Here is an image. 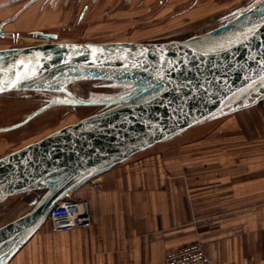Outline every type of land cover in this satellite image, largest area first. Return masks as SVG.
I'll return each mask as SVG.
<instances>
[{"label": "water", "instance_id": "water-1", "mask_svg": "<svg viewBox=\"0 0 264 264\" xmlns=\"http://www.w3.org/2000/svg\"><path fill=\"white\" fill-rule=\"evenodd\" d=\"M34 34L49 43L0 49V95L55 91L84 81L132 92L0 158V204L42 192L27 213L0 226V264L37 232L55 204L90 179L193 127L264 101V0L184 40L78 43L59 42L55 33Z\"/></svg>", "mask_w": 264, "mask_h": 264}, {"label": "crops", "instance_id": "crops-1", "mask_svg": "<svg viewBox=\"0 0 264 264\" xmlns=\"http://www.w3.org/2000/svg\"><path fill=\"white\" fill-rule=\"evenodd\" d=\"M226 116L225 148L206 139L198 161L188 147L107 171L73 194L90 229L42 225L5 264H166L197 242L210 264H264V101Z\"/></svg>", "mask_w": 264, "mask_h": 264}, {"label": "rangeland", "instance_id": "rangeland-1", "mask_svg": "<svg viewBox=\"0 0 264 264\" xmlns=\"http://www.w3.org/2000/svg\"><path fill=\"white\" fill-rule=\"evenodd\" d=\"M28 1L0 0V4L9 2L6 7H0V28L4 34L0 36V49L48 42L35 32L55 33L61 42L78 43L184 40L218 28L260 0H39L32 4ZM65 87V90L0 95V158L64 126L99 113L108 108L107 104L126 98L132 92L130 87L102 81H84ZM80 101L103 104L89 106ZM48 104L51 105L46 111L23 126L8 129ZM228 119L229 116H224L209 120L116 167L169 154L172 157L179 151L183 156L182 151L188 147L191 148L190 155L198 161L201 153L197 146L202 141H216L222 148L231 143L230 133H219L228 125ZM217 132L219 136L215 138ZM41 194L37 191L27 193L1 203L0 226L27 213L31 203ZM12 212L14 215H10ZM43 225L48 226L46 222Z\"/></svg>", "mask_w": 264, "mask_h": 264}, {"label": "built area", "instance_id": "built-area-1", "mask_svg": "<svg viewBox=\"0 0 264 264\" xmlns=\"http://www.w3.org/2000/svg\"><path fill=\"white\" fill-rule=\"evenodd\" d=\"M85 185L99 189L100 181L95 177ZM80 208L87 212H80ZM46 223L53 233L90 229L92 217L88 200L75 198L74 195L68 196L50 210ZM166 264H210V259L203 245L197 242L167 253Z\"/></svg>", "mask_w": 264, "mask_h": 264}, {"label": "bare ground", "instance_id": "bare-ground-1", "mask_svg": "<svg viewBox=\"0 0 264 264\" xmlns=\"http://www.w3.org/2000/svg\"><path fill=\"white\" fill-rule=\"evenodd\" d=\"M48 41V40H47ZM59 42H61V41H59ZM46 43H49V42H46ZM46 43H44V44H46ZM38 45H43V44H38ZM65 86H63V87H61V88H59V89H61V90H65ZM13 210V209H12ZM17 210V209H16ZM22 210V209H21ZM19 212V211H18ZM80 212H87L86 211V209L84 210H82L81 208H80ZM91 212V211H90ZM17 214V213H16ZM10 215H14V212H12V214H10Z\"/></svg>", "mask_w": 264, "mask_h": 264}, {"label": "flooded vegetation", "instance_id": "flooded-vegetation-1", "mask_svg": "<svg viewBox=\"0 0 264 264\" xmlns=\"http://www.w3.org/2000/svg\"><path fill=\"white\" fill-rule=\"evenodd\" d=\"M84 13H82V16H83Z\"/></svg>", "mask_w": 264, "mask_h": 264}]
</instances>
